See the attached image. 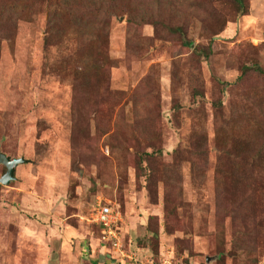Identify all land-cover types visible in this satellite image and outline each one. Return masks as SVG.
Here are the masks:
<instances>
[{
	"label": "rangeland",
	"instance_id": "1",
	"mask_svg": "<svg viewBox=\"0 0 264 264\" xmlns=\"http://www.w3.org/2000/svg\"><path fill=\"white\" fill-rule=\"evenodd\" d=\"M13 2L0 151L28 161L0 182V264H264V196L247 227L218 198L229 158L244 159L229 147L264 142V73L246 70L264 69V0H116L86 24L73 0ZM100 49L117 65L95 90ZM144 114L156 136L138 142ZM100 202L120 212L119 246L94 220Z\"/></svg>",
	"mask_w": 264,
	"mask_h": 264
},
{
	"label": "trees",
	"instance_id": "2",
	"mask_svg": "<svg viewBox=\"0 0 264 264\" xmlns=\"http://www.w3.org/2000/svg\"><path fill=\"white\" fill-rule=\"evenodd\" d=\"M11 0H0V15L4 12L9 11L10 9L16 10L15 5H9V2ZM160 1V0H158ZM236 4L239 5V7L244 5V0H234ZM113 2V3H111ZM15 3V0L14 2ZM117 6L116 0H73L71 4L66 2V7L68 13H74V22L79 24H86L83 18V13H85V10L89 7H92L94 10L99 9L101 11L108 10L109 8L111 10L115 9ZM140 16H145V14H141ZM130 21L136 22L137 16L134 14L132 15V18H129ZM89 21V20H88ZM90 24L94 23L89 21ZM0 23L2 21L0 20ZM100 26L102 33H106L108 29V24L105 21V18H98L97 23ZM88 25V23H87ZM177 29V27H176ZM6 31H1L0 34H6ZM96 52L95 50H93ZM100 56L101 59V75L98 79V84L95 85V90L100 87V85L105 84V82L108 80V73L106 72L107 67L115 66L117 65V59L110 57L106 51L100 49V54L97 53ZM105 68V69H104ZM246 70H251L258 72L259 74L264 73V69H262L259 66L252 67L248 66L246 67ZM244 71V74L247 71ZM104 86V85H103ZM136 123L134 125V129L138 131V142L141 141H151L152 137L155 135V132L153 128L151 127V124L155 121V117L150 114H144V115H138L136 116ZM156 136V135H155ZM228 149L229 152H236L238 156H241L239 158L240 161H236L232 158H229V164L227 173H224L220 180V186H219V197L221 199V203L227 205V212L231 216L233 223H240L242 222V227L247 222H251L249 219L254 216L253 209L254 206L257 204H260V196H264V181L258 182L255 177V171L256 170H263L264 169V142H261L259 146H256L253 140H238L236 143H233ZM157 149V148H156ZM226 151V152H228ZM162 152L161 148L155 150L150 153H146L147 155L156 156V154H160ZM145 159L143 157L139 160V166L141 169L146 167L143 166V162ZM238 168H241L238 170ZM249 168V169H248ZM224 177V179H223ZM165 202H168V198L166 196ZM250 205H249V204ZM244 227H247L245 225ZM153 234H155L156 238L158 237L157 230H151Z\"/></svg>",
	"mask_w": 264,
	"mask_h": 264
},
{
	"label": "built area",
	"instance_id": "3",
	"mask_svg": "<svg viewBox=\"0 0 264 264\" xmlns=\"http://www.w3.org/2000/svg\"><path fill=\"white\" fill-rule=\"evenodd\" d=\"M94 220L102 227L104 237L110 235L114 238V244L119 246L115 227L120 220V212L110 204L100 202L95 210Z\"/></svg>",
	"mask_w": 264,
	"mask_h": 264
},
{
	"label": "water",
	"instance_id": "4",
	"mask_svg": "<svg viewBox=\"0 0 264 264\" xmlns=\"http://www.w3.org/2000/svg\"><path fill=\"white\" fill-rule=\"evenodd\" d=\"M28 159L24 157H12L5 152L0 151V163L6 167V172L1 176L0 182L2 184H9L16 178L15 172L19 164L26 163Z\"/></svg>",
	"mask_w": 264,
	"mask_h": 264
}]
</instances>
